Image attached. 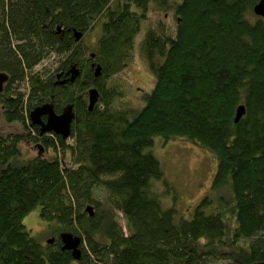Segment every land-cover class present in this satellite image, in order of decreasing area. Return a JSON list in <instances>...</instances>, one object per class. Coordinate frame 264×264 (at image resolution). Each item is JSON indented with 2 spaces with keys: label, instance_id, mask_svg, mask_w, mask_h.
Masks as SVG:
<instances>
[{
  "label": "trees",
  "instance_id": "16d2710c",
  "mask_svg": "<svg viewBox=\"0 0 264 264\" xmlns=\"http://www.w3.org/2000/svg\"><path fill=\"white\" fill-rule=\"evenodd\" d=\"M258 2L0 0V71L10 75L0 114L23 128L0 131V264H264V18L254 13ZM167 12L176 19L174 31L154 20ZM143 21L154 26L139 53L156 81L144 105L133 108L108 81L132 58ZM99 24L92 53L69 32L87 34ZM52 56L55 64L33 72ZM94 61L102 69L97 79ZM70 67L80 72L76 82L55 85L58 71ZM91 86L101 93L89 111L81 93ZM49 102L57 111L73 103L69 138L41 136L30 124L29 112ZM240 105L246 111L235 122ZM158 137L192 140L218 160L212 194L188 216L164 205L156 189L160 182L168 186L152 151ZM29 142L40 143L42 154L26 157L22 144ZM34 209L60 236L81 237V259L63 250L60 236L48 243L30 233L23 219Z\"/></svg>",
  "mask_w": 264,
  "mask_h": 264
},
{
  "label": "rangeland",
  "instance_id": "374dc122",
  "mask_svg": "<svg viewBox=\"0 0 264 264\" xmlns=\"http://www.w3.org/2000/svg\"><path fill=\"white\" fill-rule=\"evenodd\" d=\"M158 15L157 13L154 16ZM150 17V16H149ZM152 17V16H151ZM161 19L162 23L168 25L171 31L176 28V19L171 12L163 13L162 16L155 17L157 21ZM143 21L141 32L138 34L135 41L136 48L133 51L132 58L119 67V69L112 74L108 85L116 86L117 89L123 91V102L130 103L133 108H140L144 105V97L148 91H151L155 85L156 77H154L150 67H148L145 60L139 53V43L145 36L147 30L153 28V24ZM91 33V32H90ZM89 33L87 40L94 50V41L97 39V33ZM93 41V42H92ZM54 56L44 59L40 64L36 65L33 72H42L49 65L55 64ZM138 88L142 89L140 91ZM28 85H23L21 91L26 92ZM23 130L22 126L16 127V124L8 123L0 114V131L7 133V131ZM70 144L72 140L68 141ZM152 151L156 154L163 167V172L167 180L168 186L163 182L157 183L156 189L159 195H162L164 205L171 206L175 204L178 208V213L181 216H188L195 204L206 194H212V179L216 173L218 160H216L213 153L188 140L184 137L174 138L169 141H164L162 138H157ZM40 143H23L22 148L26 157L36 156L40 149L37 147ZM46 152V151H45ZM44 155H48L43 153ZM68 160L65 163H69ZM98 194L103 198L101 191ZM125 229V220H119ZM23 223L36 237H39L42 242L46 239H52L60 234L50 228L49 223L42 221L40 213L37 209L26 215ZM217 264H228L226 261L217 262Z\"/></svg>",
  "mask_w": 264,
  "mask_h": 264
},
{
  "label": "water",
  "instance_id": "95a60500",
  "mask_svg": "<svg viewBox=\"0 0 264 264\" xmlns=\"http://www.w3.org/2000/svg\"><path fill=\"white\" fill-rule=\"evenodd\" d=\"M254 13L258 17L264 18V0H259V2L254 6ZM264 28V24H263ZM81 32H75L76 40H80L82 37ZM95 67V77L99 78L102 73V69L100 65L93 64ZM72 77L71 81H74L77 76L80 75V72L76 70L75 67L71 68ZM9 79L8 73L0 72V91L3 89V83ZM88 101H89V111H92L94 106L99 102L100 93L95 88H91L88 90ZM246 111L245 105H240L237 108L236 115H235V122H238ZM31 115V125L41 126L40 133H50L53 132L56 135H62L64 139L70 137L71 134V127L72 121L75 118L74 113L72 112V106L70 105L67 107L60 115L55 114L53 110V105L51 103L40 105L37 108L33 109L30 112ZM44 115L48 116L47 122H43L42 117ZM39 149L41 148V144L38 146ZM42 154V148L40 149L39 155ZM91 214L94 215L93 209L91 206L86 208ZM61 243H63V250H70L73 254V258L75 260H79L82 257L81 253V237L78 235L74 236L72 233L65 232L60 236ZM54 239H49L48 243H52Z\"/></svg>",
  "mask_w": 264,
  "mask_h": 264
},
{
  "label": "flooded vegetation",
  "instance_id": "af4514ba",
  "mask_svg": "<svg viewBox=\"0 0 264 264\" xmlns=\"http://www.w3.org/2000/svg\"><path fill=\"white\" fill-rule=\"evenodd\" d=\"M49 20H52V18H50ZM57 28H58V30H57V32L63 37L64 36V33H65V27L64 26H57ZM102 26H101V24H99V26L97 27V28H94L92 31H90L91 33L92 32H95V33H97V39L94 41V46L97 44V42H99V40H100V38H101V35H102ZM72 30H73V32H72ZM69 29V32L72 34V36H74V38H75V32H78L76 29ZM89 32V33H90ZM89 33H84V32H81V34H82V39L81 40H83V45L86 47V48H88L89 50H91L92 48H91V46L88 44V42H87V40H88V38H89ZM90 33V34H91ZM76 39V38H75ZM77 41V40H76ZM93 42V41H92ZM92 52H94V51H91V53ZM93 64H97L95 61L94 62H91V64H90V68L91 69H93V71L95 70L94 68L95 67H93ZM71 68L72 67H70L69 68V70H65V69H62V70H59L58 71V73L56 74V77H55V85H60V86H64V87H69V85H73L76 81V79L79 77V76H77L76 77V79L74 80V81H71V77H72V72H71ZM1 72V71H0ZM5 72V71H4ZM3 72V73H4ZM6 73V72H5ZM9 74V73H8ZM102 74V73H101ZM93 75H95V71L93 72ZM95 77V76H94ZM95 79H97L96 77H95ZM9 81H10V75H9V79L7 80V81H5V83H3L4 85H3V89H2V91H0V94H5V88H6V86L7 85H9L8 83H9ZM91 88H95L97 91H99V93H101L100 92V90H99V88L97 87V86H91V87H89L88 89H86L85 90V92L84 93H81V95H84L85 96V99H86V101L88 102V110H89V101H88V97H87V94H88V90H90ZM140 91H142V89H140V88H138ZM50 103V102H49ZM49 103H43L42 105H44V104H49ZM51 104L53 105V110H54V112H55V114H57V115H60L67 107H69L70 105L72 106V112L74 113V105H73V103H70L69 105H67V106H65L64 108H62L60 111H57L56 109H55V103H52L51 102ZM40 106V105H39ZM37 108V107H36ZM32 111V110H31ZM30 111V112H31ZM30 112H29V115H30ZM76 113H74V115H75ZM75 118H76V115H75ZM74 118V119H75ZM42 120H43V122H47V120H48V116L47 115H44L43 117H42ZM74 121V120H73ZM72 121V122H73ZM30 124H31V115H30ZM72 124V123H71ZM73 125V124H72ZM32 126H36V125H32ZM37 127H39L40 129H41V126H37ZM71 129H72V127H71ZM51 134H55V133H53V132H50ZM50 133H44V134H47V135H50ZM44 134H41L40 133V131H39V135H44ZM56 135V134H55ZM60 136V135H59ZM39 145H37V147H38ZM41 148H42V145H41Z\"/></svg>",
  "mask_w": 264,
  "mask_h": 264
}]
</instances>
